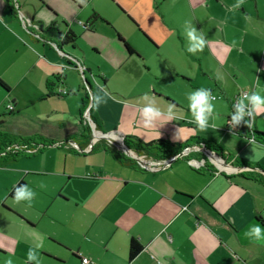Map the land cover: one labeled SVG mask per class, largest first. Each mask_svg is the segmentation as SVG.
Segmentation results:
<instances>
[{
  "label": "crops",
  "instance_id": "0c3cea01",
  "mask_svg": "<svg viewBox=\"0 0 264 264\" xmlns=\"http://www.w3.org/2000/svg\"><path fill=\"white\" fill-rule=\"evenodd\" d=\"M15 1L17 8L11 9L0 0V79L9 87H0V99L14 108L17 103L49 104L45 115H76V125L61 120L51 132L6 130L62 145L0 166L10 169L22 159L33 162L18 170L16 178L36 193L30 203L9 196L19 180L0 192V263L12 258L14 264H28L27 252L34 249L41 264H81V257L96 264H264V239L245 235L256 223L264 227V174L256 169L264 165L246 153L240 142L248 140L227 131L225 121L219 133L203 137L222 149L223 161L191 144L177 151L183 155L171 164L148 169L135 161L133 166L121 164L108 150L112 146L121 152L116 146L83 136L79 118L84 93L90 97L100 85L107 92L106 102L92 108L101 133L145 143L144 135L152 132L172 147L184 142L175 137L173 123L159 120L145 129L140 117L145 93L163 110L177 106L164 97L169 94L154 91L144 65L143 58L166 39L154 32L157 25L167 30L170 43L175 38L185 62L206 78L207 86L226 99L228 113L240 90L264 95V0ZM186 22L205 34L202 51H187ZM52 25L62 36L71 30L76 38L61 44ZM66 55L85 66L90 90ZM48 80L55 83L53 94L42 98ZM69 97L79 102L78 112L67 111ZM125 99L131 101L128 119L137 128L124 127L123 118L109 110L127 106ZM253 122L264 132V111L255 113ZM0 125V131L8 127L4 119ZM252 144L264 151V144ZM191 160L204 164L195 168ZM38 236L44 240L37 249ZM131 239L142 249L129 261Z\"/></svg>",
  "mask_w": 264,
  "mask_h": 264
},
{
  "label": "rangeland",
  "instance_id": "374dc122",
  "mask_svg": "<svg viewBox=\"0 0 264 264\" xmlns=\"http://www.w3.org/2000/svg\"><path fill=\"white\" fill-rule=\"evenodd\" d=\"M141 31L144 32L142 29ZM165 31L167 30H163V27L160 25L154 27V32L159 35H163L166 39L165 41L160 42L161 46L156 45L157 49L155 48L151 50V53H148L146 55L147 57L143 58L144 65L146 68H148V71H146L149 73V75H151L155 83L156 90H159L154 91L158 94H160V91L163 92L162 94H169V96L164 95V97L168 98L177 105L173 107L174 116L171 119L164 117L160 120H163L166 123H173L175 137L180 140L184 139V141L194 136L207 138L210 135L212 136L213 134L219 133L221 130H223L225 121L224 116L228 113L226 99L220 96V94L215 89L207 86L208 82L206 78L199 77L197 71L192 69V67L185 62L184 55L175 45V38H173L172 43H170L171 41L169 42L168 33ZM78 45L80 48L85 49V45L81 41L78 42ZM181 73H185L188 76L180 75ZM75 76L76 84L79 85L81 82L77 72H74L73 78ZM182 77L190 80V82L184 80ZM200 87L210 88L213 95L216 97V100L213 101L215 108L213 116L210 117V126L204 130L197 128L192 118L191 110L189 108V101L187 99V94L191 90ZM242 92L243 91L240 90L238 95ZM73 93H76L75 89H73ZM67 101V111H71L73 113L78 112L79 102H74L72 97H69ZM122 101L123 103H127V106L124 104L120 105L119 107L111 106L109 110L111 113L117 114L123 118L122 123L124 127L130 126L131 128H137L136 121L134 119H128L129 110L126 109L129 108L128 105L131 104V101L128 99ZM163 101L164 100H162V103ZM8 103L9 101L0 99V119H4L8 126L7 129L1 130L3 132H6V130L26 131L31 128L37 130L38 132H41V130L51 132L54 129H57L59 126L58 123L61 120H66V122L61 124L67 123L70 124L71 127L76 125L74 117L76 115H45L46 111V113H49V104L47 107V104L41 103L29 105H21V103H17L15 108L13 107L10 110L7 108ZM169 103L171 102H168L167 104ZM86 119L88 120V118ZM114 125H116V123H114ZM167 126L169 125L167 124ZM157 138V135L152 132L145 134L143 137L145 143L152 142ZM240 143L247 154L250 156H255L256 158H260V164L264 165L263 150L259 149L255 144L253 145L252 141L249 140L241 141ZM123 153L126 155L125 152ZM26 163L33 162L22 159L19 163L15 164L13 168L0 169V192L4 190L7 184H9L8 182L14 181L15 184L19 180L16 178L19 172L18 170H21L24 165H26ZM0 261L3 262L2 259H0Z\"/></svg>",
  "mask_w": 264,
  "mask_h": 264
},
{
  "label": "trees",
  "instance_id": "16d2710c",
  "mask_svg": "<svg viewBox=\"0 0 264 264\" xmlns=\"http://www.w3.org/2000/svg\"><path fill=\"white\" fill-rule=\"evenodd\" d=\"M6 2L9 8L11 9L17 8L15 0H6ZM93 17L95 18L96 15L94 14ZM75 38H76L75 33L72 32L71 30H68L63 35L62 42L64 43L73 42ZM125 47L129 53H134V51L126 43H125ZM53 78L54 80H58L57 76H54ZM54 84H55L54 81L48 80L46 82V94H44L42 98L51 96L53 94L52 90ZM0 87L5 91H9V87L1 79H0ZM84 94L85 95L82 99L81 107L79 109V118L82 125V130L84 132L83 136L87 137L89 135L90 137V135H93L94 137L92 128H90V126L88 125V120L85 118V114L87 113L86 116L90 120V122H92L95 130L100 131V122L91 106L86 110L87 105L90 103V97L88 96L87 92H85ZM232 105H233L232 102H230L229 113L225 115V129L239 136H243L247 140L251 139L252 142L264 144V132L255 129L253 119L251 123L248 125L242 122L240 125L236 127H232L228 123V121L230 120L231 111L233 110ZM85 111L87 112L85 113ZM118 138L125 145V147L133 154L137 156H145L150 159L161 160L167 157L168 155L173 156L177 154V151H179L181 148L194 144V146L196 147L205 148L206 150L213 152L221 161L224 160V156L222 155V149L219 148V146L216 143L198 136L191 137L190 139L180 144H176L174 147H172V145L166 140H155L148 143H140L128 138H123V137H118ZM52 145L61 146L62 143L54 142L53 140H48L43 137H36V138L26 137V136L11 134L9 132L0 131V166L4 167L9 164H12L22 156L32 155ZM108 150L121 164L126 166H133L135 164L133 159L126 157L123 152L116 151L114 147L109 146ZM240 164L242 166H246L250 168V165L248 164H244V163H240ZM250 169L252 170L253 168ZM256 169L260 170L264 174V168L262 166L258 165ZM253 178L257 179L258 177L253 175ZM20 184H25V182L23 180H19L10 189L9 196L14 197V190ZM141 249L142 247L140 243L134 239H131L128 247V260L131 261L141 251Z\"/></svg>",
  "mask_w": 264,
  "mask_h": 264
},
{
  "label": "clouds",
  "instance_id": "9594fccd",
  "mask_svg": "<svg viewBox=\"0 0 264 264\" xmlns=\"http://www.w3.org/2000/svg\"><path fill=\"white\" fill-rule=\"evenodd\" d=\"M237 5H233L235 7ZM184 33L188 41L187 51L196 53L202 51L207 43L205 34L197 30L191 22H186ZM235 41H233V45ZM231 47L232 45H226ZM107 92L103 86L98 85L97 91L90 93V106L99 108V106L106 102ZM189 101V108L191 110L192 118L198 129L204 130L210 126V117L214 114L215 105L213 101L216 97L213 95L211 89L200 87L191 90L187 94ZM144 104L140 107V117L142 119L143 127L150 129L155 127L156 122L164 117L171 119L174 116L173 105L169 104L167 110H163L156 105L154 99L149 94L144 95ZM230 120L228 123L232 127L240 125L242 122L250 124L254 118V114L264 111V95L257 91H246L242 93V98L232 105ZM36 193L27 184H20L14 190V198L17 201L31 202ZM246 236L261 240L264 239V227L259 223L252 225L245 233ZM44 238L38 236L36 238L35 248H40L43 245ZM28 264H41L40 258L34 249L27 252ZM5 264H14L12 258H8Z\"/></svg>",
  "mask_w": 264,
  "mask_h": 264
},
{
  "label": "built area",
  "instance_id": "2783aa9c",
  "mask_svg": "<svg viewBox=\"0 0 264 264\" xmlns=\"http://www.w3.org/2000/svg\"><path fill=\"white\" fill-rule=\"evenodd\" d=\"M85 26V24L83 25ZM55 48L56 45H53ZM77 72L78 74L81 75V77H84V72L86 70L85 66L80 63V62H74L73 66H72ZM61 94H66L67 91L66 90H61L60 91ZM243 93V92H242ZM242 93L237 95L233 100H232V104L236 103L239 99L242 98ZM8 109H12L13 106L11 104L7 105ZM91 128H92V132L94 134V138H104L108 141L109 144L116 146L120 151L125 152L124 150L121 149V143L120 140H118L115 137H111L109 135L103 134L98 130H95L93 127V124H91ZM97 134V136H96ZM249 141H251V139H249ZM131 151L128 150V153H126V155H128L130 158H132L140 167L142 168H148V169H156L159 168L161 166H167L169 164H171L174 160H176L177 158L181 157L183 155V152H180L179 154H175L171 157H168L166 159H161V160H156V159H150L147 158L145 156H137L135 154H133ZM190 164L195 167V168H199L201 166H203L204 161L203 160H191ZM80 262L81 264H96L95 262L89 260L87 257H81L80 258Z\"/></svg>",
  "mask_w": 264,
  "mask_h": 264
},
{
  "label": "water",
  "instance_id": "95a60500",
  "mask_svg": "<svg viewBox=\"0 0 264 264\" xmlns=\"http://www.w3.org/2000/svg\"><path fill=\"white\" fill-rule=\"evenodd\" d=\"M51 29L54 31V33L56 34L57 38L60 40L61 44H63L64 42H62L63 36L61 34V31L56 28L54 25H52ZM68 56L73 62H79L78 60L72 58L70 55H66ZM83 84H84V88H86L87 90H90V83L89 81L83 77ZM121 143V149L125 151V153H128V149L125 147V145L120 141Z\"/></svg>",
  "mask_w": 264,
  "mask_h": 264
},
{
  "label": "bare ground",
  "instance_id": "6f19581e",
  "mask_svg": "<svg viewBox=\"0 0 264 264\" xmlns=\"http://www.w3.org/2000/svg\"><path fill=\"white\" fill-rule=\"evenodd\" d=\"M96 136H97V134H96ZM131 153V152H130Z\"/></svg>",
  "mask_w": 264,
  "mask_h": 264
}]
</instances>
